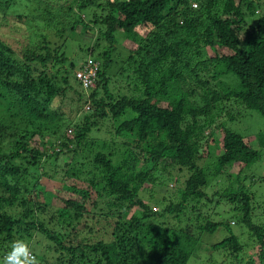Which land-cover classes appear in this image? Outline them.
<instances>
[{"label": "trees", "instance_id": "trees-1", "mask_svg": "<svg viewBox=\"0 0 264 264\" xmlns=\"http://www.w3.org/2000/svg\"><path fill=\"white\" fill-rule=\"evenodd\" d=\"M0 24V257L22 239L39 264H187L186 243L200 249L220 226L211 248L236 254L230 222L198 207L218 197L236 204L264 264L243 184L264 144L235 130L251 111L264 120V0H0ZM118 31L135 46L111 87ZM71 46L98 62L93 86Z\"/></svg>", "mask_w": 264, "mask_h": 264}, {"label": "rangeland", "instance_id": "rangeland-1", "mask_svg": "<svg viewBox=\"0 0 264 264\" xmlns=\"http://www.w3.org/2000/svg\"><path fill=\"white\" fill-rule=\"evenodd\" d=\"M2 24H0V28H2ZM2 30L0 29V34ZM121 32H117L116 36L121 41L119 44L116 45V50L113 55V59L115 60V63L113 64L111 75H112V86L111 87H118L121 84L124 85V82L122 79H119L118 74H114L115 71H118L117 69H120V65H125L126 62V55L130 47H134L135 45L130 42V40H125V37H122L120 34ZM118 40V42H119ZM125 40V41H124ZM66 54L69 57V60L74 63L76 67L80 65V63L87 57L86 47L81 46H71L65 49ZM211 52V51H210ZM120 72V71H119ZM236 77L234 75H231V77ZM71 81L74 84V86L79 85L78 80L75 79V77L70 75ZM80 88V86L76 87ZM84 109H87V106L85 105L83 107ZM82 108V109H83ZM2 108H0V111ZM251 111V110H250ZM79 113V111H77ZM73 113V114H77ZM80 113H82V110H80ZM253 114V119L249 118L248 115H245L243 119L241 120V123L238 125H235V130L241 134H243L247 138H253V142L256 144H259V139L261 141V144H264V120L259 116V114L256 111H251ZM92 135L98 138H107L106 130H100L95 131ZM260 144V145H261ZM262 156H264V152L262 153ZM71 156H61L58 161H56V165H59L57 167L58 175H61L62 168L63 171L67 169L73 161H71ZM69 163L65 165L64 163ZM144 161L140 160L138 162V165L143 163ZM264 159L259 160L255 164L251 165L248 170H245V172L252 171L251 173H247L250 178L244 179L243 184L245 187L248 188L250 195L252 197V206L253 209L251 211V220L260 225L264 229ZM54 164L50 163L47 165L48 170H52L54 167ZM86 169H83L82 174L87 175ZM230 172V171H229ZM233 171L230 172V174ZM228 175V172L226 173ZM224 174V175H226ZM229 174V175H230ZM234 173L231 174L230 179L225 176H220L219 178H215L210 185L207 187L206 192L209 198L212 197V194L215 191H218L222 189L224 186L227 185L228 181L225 180H233L234 179ZM244 175V174H243ZM174 180H171L169 182L170 186H174ZM45 188L50 189L54 191L55 193L64 192V190L61 188V183L54 182V181H45ZM236 187V184H234ZM218 197L211 198L208 200L202 199L201 203L198 205V207H202V211L204 210L205 214L208 215L213 220H221V221H229L230 222V230L237 235L239 243L242 245L241 251L237 252L236 254L231 253L229 249L225 248H219V249H212L211 245L214 243L220 241L222 238L228 235V233L223 229V226H220L215 230L214 233H206L202 232L200 233L196 239H198V242L200 243L201 247L200 249L195 248V243H186V248L192 250V254L188 260L187 264H259V253L260 246L255 239V235L250 231V229L244 225L240 219L239 214L236 213L233 210V207L236 204L230 203L227 200H217ZM218 201L215 203V201ZM55 202L57 200L55 199ZM151 202V201H150ZM157 209V208H156ZM231 221H234L231 222ZM186 223V220H181L179 223V226H183ZM195 242V241H192Z\"/></svg>", "mask_w": 264, "mask_h": 264}, {"label": "clouds", "instance_id": "clouds-1", "mask_svg": "<svg viewBox=\"0 0 264 264\" xmlns=\"http://www.w3.org/2000/svg\"><path fill=\"white\" fill-rule=\"evenodd\" d=\"M87 63L95 67L98 66L97 61L91 56H87L76 68V72L84 68ZM0 264H39V260L24 240L16 239L10 243L9 250L0 257Z\"/></svg>", "mask_w": 264, "mask_h": 264}, {"label": "built area", "instance_id": "built-area-1", "mask_svg": "<svg viewBox=\"0 0 264 264\" xmlns=\"http://www.w3.org/2000/svg\"><path fill=\"white\" fill-rule=\"evenodd\" d=\"M94 68V70H93ZM95 66L90 63H87L83 69H80L76 72V76L85 86L93 85V77L95 75Z\"/></svg>", "mask_w": 264, "mask_h": 264}]
</instances>
